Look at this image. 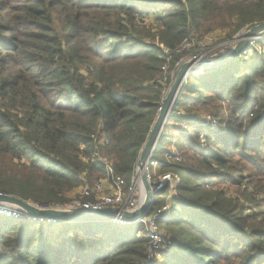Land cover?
Here are the masks:
<instances>
[{"label":"trees","instance_id":"1","mask_svg":"<svg viewBox=\"0 0 264 264\" xmlns=\"http://www.w3.org/2000/svg\"><path fill=\"white\" fill-rule=\"evenodd\" d=\"M263 21L264 0H0V193L67 202L80 176L104 175L81 158L99 128L129 185L174 49L191 30L231 40ZM152 158L179 177L150 205H169L156 222L174 245L152 264H264V55L190 73ZM147 246L129 226L0 215V264H138Z\"/></svg>","mask_w":264,"mask_h":264},{"label":"built area","instance_id":"2","mask_svg":"<svg viewBox=\"0 0 264 264\" xmlns=\"http://www.w3.org/2000/svg\"><path fill=\"white\" fill-rule=\"evenodd\" d=\"M232 39H234V37ZM258 39H264V35L255 37L251 41L258 43ZM213 40H215V37L211 33L206 35H197V32L191 30V32L174 49V52L179 54V57L174 64V70L177 71L178 67H180L186 60L200 61L209 58L208 56L210 55L209 51L206 50V46ZM231 40L226 41L229 43ZM261 43L263 44H261V48L258 49L253 45V42H250V45L247 48L250 51L244 50L239 53L237 57L250 58L254 56L255 53L264 55V42ZM162 50L166 54H169L168 50L163 47ZM164 70H166V67H164ZM174 70L172 73L175 72ZM196 72L197 71H192L191 73L198 74L201 71L198 73ZM212 125L215 126L214 120ZM101 129L102 128H99L97 131L90 134V138L94 143V150L90 153V155L82 154L81 158L84 161L101 163L104 169V175L92 182H88L83 176H80L81 184L70 193V199L60 205H49L50 207L71 209L82 208L90 210L116 208L121 211L132 212L142 202L143 189L141 191L136 171L134 170L129 185H126L125 182L115 174L111 161L106 156L100 154L99 147L108 144V138L105 133L101 131ZM202 136L203 135H200V137ZM167 158L170 159L169 161H179L178 154L168 155ZM158 166V161L152 158V156L145 165V170L151 187L157 192L168 186L170 191L174 192V184L176 185L179 182V178L177 175L170 172L162 174L158 173L156 176L155 171H157ZM154 195L152 196V199ZM30 203L35 205L33 202ZM168 212L169 205L166 203L159 209L136 219H127L121 215H116L107 220L121 226L137 224L138 227L134 231L135 234H145L148 237L145 259L138 264H152L154 259L161 261L162 254L169 252L174 246L170 235L162 230L156 222L157 219L166 217ZM0 215L52 225L58 224L59 222V220L55 218L29 215L21 208L8 204H0Z\"/></svg>","mask_w":264,"mask_h":264},{"label":"water","instance_id":"3","mask_svg":"<svg viewBox=\"0 0 264 264\" xmlns=\"http://www.w3.org/2000/svg\"><path fill=\"white\" fill-rule=\"evenodd\" d=\"M240 33H242V31ZM262 33H264V21L251 26L244 33H242L241 37L238 38V40L235 42V45L222 57L216 60H187L181 64V66L177 70L175 78L168 86V91L161 101L160 107L158 109V114L150 129L147 140L144 143L143 147L140 149L138 158L136 160L135 171L140 183L141 191L143 189V197L142 202L134 211L126 212L118 210L116 208L100 210H90L82 208L71 209L50 207L46 203H35L34 205L28 201L22 200L19 197L3 193H0V203L19 207L24 212L32 216L55 218L61 222H74L79 220H106L116 215H121L127 219H136L138 217L147 215L152 202V196L156 193V191L151 187L149 183L145 165L152 156V153L162 134L166 121L171 114L176 97L186 77L192 71H197L196 73H198L200 71L216 69L222 66L228 61L234 59L238 55V53L246 49L249 41H251L255 37L260 36Z\"/></svg>","mask_w":264,"mask_h":264},{"label":"rangeland","instance_id":"4","mask_svg":"<svg viewBox=\"0 0 264 264\" xmlns=\"http://www.w3.org/2000/svg\"><path fill=\"white\" fill-rule=\"evenodd\" d=\"M138 21H141L140 19L138 20ZM138 23H140V22H138ZM143 23H145V24H147L148 23V20H145ZM140 24H142V23H140ZM247 29H242V30H240L239 32H237L233 37H234V39H232L229 43L224 39V37L227 35V33L229 32V29L226 27V28H222V29H217L216 31H212V32H210L211 34H213L214 35V37H215V40H213L211 43H209V45H207L206 46V50L207 51H209V55L210 56H208L209 58H206V59H209V60H216V59H218V58H220V57H222L223 55H225L234 45H235V42L238 40V38H240L241 37V35H242V33H244L245 31H246ZM242 31V33H240ZM206 34H209V33H205V34H200V33H198L197 32V35H206ZM261 35H264V33H262ZM260 35V36H261ZM232 37V38H233ZM147 39L149 40L150 38L149 37H147ZM259 41H258V43H256L255 41H249V44H248V46L250 45V42H253V45L254 46H256L258 49H260L261 48V44H263V43H261V42H264V39H258ZM248 46L246 47V49H244V50H246V51H250L249 49H247L248 48ZM243 50V51H244ZM213 52V53H212ZM242 52V51H241ZM240 52V53H241ZM239 54V53H238ZM255 55H260V54H257V53H255L254 54V56ZM253 57V56H252ZM235 58H238V59H240L239 57H235ZM242 59H249V58H244V57H241ZM251 58V57H250ZM205 60V59H204ZM187 61V60H186ZM178 69H179V67H178ZM177 69V70H178ZM175 71V70H174ZM176 73H177V71H175V72H173L171 75H170V80H169V83L171 84V82L173 81V79L175 78V75H176ZM167 91H168V89L165 91V93H164V96L166 95V93H167ZM163 96V97H164ZM206 118L207 119H210V121L211 122H213V120L215 121V124L217 123V121L215 120V119H213V118H211V116H209V115H207L206 116ZM218 124V123H217ZM178 125H180L181 126V124H178ZM176 133V131H174L173 133H171L172 134V136H173V134H175ZM172 149V152H174V153H176L177 152V150H176V148L175 147H171ZM168 161L170 160V159H168V158H166ZM155 174H156V176L158 175V171H155ZM179 178V177H178ZM174 186H175V184H174ZM232 188V187H231ZM169 189H166V190H164V191H162L161 193H159L158 195L159 196H161V197H164V196H168V194H169ZM172 193L173 194H176L175 192H173L172 191ZM69 197H71V195L69 194ZM0 204H4V203H0ZM100 223L102 224V225H107L108 223H111L113 226L115 225H117V224H115V223H113V222H110L109 220H104V219H102V220H100ZM54 225H52V228H54L55 226H56V224H55V226L53 227ZM137 227H138V225L137 224H131V225H129V228H130V230L131 231H135L136 229H137ZM162 230H164L163 228H161ZM49 231V230H48ZM51 231H52V229H51ZM51 231H49V232H51ZM56 231V230H55ZM165 231V230H164ZM166 232V231H165ZM173 249H174V247H172L171 248V250L169 251V252H171V251H173Z\"/></svg>","mask_w":264,"mask_h":264}]
</instances>
